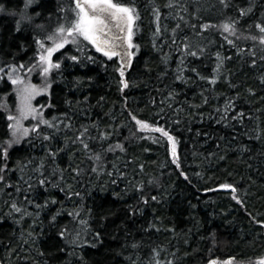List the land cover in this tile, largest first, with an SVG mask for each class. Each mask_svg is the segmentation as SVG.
Listing matches in <instances>:
<instances>
[{"label":"trees","instance_id":"16d2710c","mask_svg":"<svg viewBox=\"0 0 264 264\" xmlns=\"http://www.w3.org/2000/svg\"><path fill=\"white\" fill-rule=\"evenodd\" d=\"M57 2L58 0H44L43 8L33 4L27 10L28 14L42 12V16L36 17L34 21L42 23L46 21L49 11L55 12ZM60 2L63 6L68 0ZM152 2L153 0H138L142 19L139 21L136 41L141 48L127 72L134 87L120 93L116 82L118 74L113 71L111 62L107 70L92 65V70L87 72L93 77L91 81L84 80L83 83L76 84L75 78H83L86 71L79 69L70 70L63 80L58 79L54 85V101L62 110L68 108L65 101L74 102L72 109L77 113L73 118L76 126L95 120L100 122L101 129L105 125L116 127L110 142L125 144L126 151L106 153L104 166L106 171H113L112 165L115 164L126 176L116 174L109 177L104 173L97 176L90 173V162L85 161L81 166L88 174L77 181H72L69 177L68 183L74 185V190L85 193L83 203L92 209L89 220L91 231L85 229L81 232V238L77 241L79 246L75 248L70 244L66 245L58 237L57 230L65 225L74 227L67 211L72 210L80 202L79 199L66 198L58 189H49L47 192L41 190V202L44 198L55 196L62 205L57 203L41 211L39 223L35 225L29 217H25L21 225L15 224L11 217L0 223V259L5 260V264H33V261L35 264H131L129 257L138 259V264H148L153 247L162 248L167 254L176 252V264H206L210 257L224 260L229 256L236 257L237 264H241L249 258L254 261L256 256L264 254V226L251 219V216H256L257 219L264 220V85L259 80L264 75V61L258 59L257 65L253 67L248 62L250 57L238 55L235 48L227 44L223 49L213 47L211 51L220 50L232 57L226 62L224 75L230 72L229 78L236 87L229 88L224 79L217 81L214 91L209 94V103L204 104L200 91L202 87H207L205 82H175L180 95L176 102L168 100L164 84L171 85L173 81L171 76L166 81L158 79L164 65L161 64L160 54L152 48ZM166 2L167 0H154L156 6H162ZM214 2L215 0H192L194 5L202 7L206 17L215 22L219 19V13L209 7ZM256 3L259 4L260 0H256ZM0 4L5 8V11L0 12V61H10L13 54L17 61H27L34 54V28L25 24L20 32L16 31L18 13L23 10L24 0H0ZM168 11L167 8H162L165 15ZM259 15L258 11L257 16ZM163 23L171 28L176 21L167 18ZM210 38L222 42L218 33H212ZM239 43L241 47L251 48L253 42L241 40ZM21 44H28L30 47L21 49L18 47ZM257 49L258 56L264 55V52L259 51V45ZM164 51L167 52L168 48H164ZM172 55L170 67L174 71L178 60L175 53ZM214 60L215 57L210 56L195 66L203 74L211 75ZM186 75L195 79L191 72ZM250 87L256 90L255 95L248 93L247 89ZM3 92L9 93L11 101V85L5 88L0 83V95ZM236 92L240 93L237 109L251 112L253 118L246 117L243 124L237 121H230L228 125L217 123L220 114L216 112V108L222 109L224 97H232ZM219 93H223V96H218ZM124 95L128 97L129 108L139 118H155L157 123L167 124L170 130L174 129L173 134L179 141L178 153L188 180L171 163V157L163 143L156 144L151 139H136L130 135L135 122L131 121L123 107ZM85 96L88 97L87 101L83 99ZM101 96L105 98L103 101L100 100ZM153 98L157 101L155 105L151 102ZM41 101L45 103L47 97H42ZM76 101L81 103L76 104ZM161 101L164 103L161 104ZM169 103H179L183 110L178 115H173L174 108L169 109ZM85 110L88 113L86 116L82 115ZM48 111L51 115L55 110ZM5 120L6 117L0 112V140L6 138L8 131ZM176 120L180 123H175ZM108 130L112 131V128ZM258 135L260 139L256 138ZM125 137L128 139L125 140ZM59 143L63 145L64 137H60ZM244 145L248 151L242 152L241 147ZM29 155H44L39 141L34 149H30L25 141L22 146L12 150L10 169L22 163ZM69 155L71 149L61 157L62 167L66 168L70 163ZM79 158L83 159L82 153ZM139 164L144 165L143 172L138 167ZM28 171V168L24 169L25 174ZM20 175L19 170L8 173L13 183ZM153 178L158 179L159 187L148 185L146 191L161 194L162 190V199L159 202L149 199L146 205L141 202L140 210L133 215L131 209L140 200V194L132 188L129 181L136 183L142 180L147 185L148 180ZM112 180L117 182L113 184ZM221 183L234 184L245 204L241 205L233 200L231 190L220 189L218 185ZM116 193L119 195H115ZM7 199L6 195H0V213L6 214L9 211L4 203ZM58 209H61V215L57 218L58 223L53 226L50 224V216ZM32 210L34 209L30 208ZM149 224L155 227L150 228ZM33 229L38 234L34 238L35 242L27 237V232ZM74 230L80 231L78 227ZM97 232L100 233L98 237L95 235ZM26 238L31 248L25 246L20 252L21 255L28 256V260L18 261L15 255L9 257L8 247L16 248ZM85 239L90 243H84ZM134 241L139 242V250L130 247ZM59 248H65V251L59 252ZM40 250L46 254L44 257L37 255ZM161 258H165V255L162 254Z\"/></svg>","mask_w":264,"mask_h":264},{"label":"snow or ice","instance_id":"6c2138e0","mask_svg":"<svg viewBox=\"0 0 264 264\" xmlns=\"http://www.w3.org/2000/svg\"><path fill=\"white\" fill-rule=\"evenodd\" d=\"M33 4L43 8L44 0H24L23 10L18 13L19 19L16 21L17 32H20L25 24L34 28L33 56L27 61L23 59L17 61L16 55L13 54L10 61H0V83H3L5 88L11 85V92L15 94L14 107L9 104L8 92L0 95V112L6 117L8 130L5 134L6 138L0 140V195L8 197L4 203L9 209L6 214L0 213V223L6 222L9 217L17 225H21L25 217L32 218L33 225L39 223L41 211L57 203L62 205L55 196L44 198L41 202L40 191L58 189L66 198H78L80 201L72 210L67 211V216L72 218L74 227L65 225L57 230L58 237L66 245L70 244L75 248L79 246L77 241L81 238V232L85 229L91 231L89 220L92 209L87 208L83 203L85 193L74 190V185L68 183L69 177L72 181H77L78 178L88 174L81 166L85 161L90 162V173L97 176L104 173L109 177L116 174L125 177L126 173L117 169L115 164L112 165L113 171H106L104 165L106 153H114L117 150L123 153L126 147L119 141L114 144L110 142V137L116 131L113 125H105L101 129L100 122L93 120L76 126L73 118L77 113L72 109L74 102L65 101L68 108L62 110L54 101V85L57 84L58 79L63 80L70 70L79 69L86 71L83 78H75V83L91 81L93 77L87 72L92 70V65L107 70L111 62L113 71L118 74L116 82L120 93L123 94L126 89L134 87V83L127 77V72L133 66V61L141 48L136 41L139 21L142 19L141 9L138 0H68L63 6L58 0L55 12L49 11L46 21L34 23L36 17L42 16V12L29 15L27 10ZM209 7L219 13V19L215 22L206 17L202 7L199 4L194 5L192 0H167L162 6H156L153 0L150 4L154 24L152 48L160 54L161 64L164 65V70L159 73L158 79L166 81L171 76L173 83L164 84L167 99L170 101L176 102L180 95L175 82L183 84L205 82L207 87H202L200 91L204 104L209 103V94L214 91L217 81L224 79L229 88L236 87L229 78L231 73L224 75L226 62L232 57L223 54L220 50L211 51L213 47L223 49L227 44L235 48L238 55L249 56L248 62L253 67L257 65L258 59L264 61V55L258 56L257 49L259 45V51L264 52V0H260L259 4L256 0H215ZM162 8L169 10L167 15L162 12ZM3 11H5L4 5L0 4V12ZM258 11L259 16H257ZM167 18L176 21L173 27L169 28L163 23ZM212 33H218L222 42L211 39ZM241 40L252 41V47H241L239 43ZM69 45L71 47H68ZM18 47L24 49L30 45L21 44ZM164 48H168V51L165 52ZM173 53L178 60L174 71L170 67ZM210 56L215 57L214 67L211 75H206L195 65L203 63ZM187 72L193 73L195 79L186 75ZM34 76H39V83H33ZM259 80L261 85H264V75H261ZM247 91L250 95L256 94L254 88L250 87ZM217 95L223 96V93ZM239 95L240 93L236 92L232 97H224L223 108H216V112L220 114L217 123L223 122L228 125L230 121H237L243 124L246 117L253 118L251 112L246 113L242 109H237ZM37 97H47V101L34 104L33 101ZM83 99L87 101L88 97L85 96ZM104 99L103 96L100 97L101 101ZM151 102L153 105L157 103L154 98ZM160 103L163 104L164 101ZM123 107L131 121L135 122L134 129H130V135L136 139H151L156 144L163 143L171 157V163L179 170V174L188 180V174L182 167L178 153L179 141L173 134L174 129L170 130L167 124L157 123L155 118L152 120L139 118L129 108L127 95L123 96ZM167 107L174 108L173 115H178L183 110L179 103H169ZM48 110L55 111L50 115ZM160 111L162 112L163 108ZM87 114L86 110L82 113L85 116ZM156 115L158 116L159 113ZM25 121H28L27 125ZM175 123L179 124L180 121L176 120ZM109 128H112V131H109ZM142 133L146 135H141ZM157 133L158 136L155 135ZM60 137H64L62 146L59 143ZM256 138L261 137L258 135ZM127 139L128 137H125V140ZM25 141L30 149H34L36 142L39 141V147L44 155L41 157L29 155L22 163L10 169L11 151L17 146H22ZM69 149H71L70 163L65 168L61 166L60 160ZM241 151H248L247 146H242ZM80 153L83 154V159L79 158ZM138 167L143 172L144 165L139 164ZM25 168L29 170L27 174L24 173ZM16 170H19L21 175L13 183L8 173ZM116 182V180L111 181L113 184ZM129 184L140 194V200L132 206L133 215L140 210L141 202L146 205L149 199L156 202L162 199V190L161 194H151L146 191L148 185L159 187L156 178L149 179L147 185L142 180L136 183L129 181ZM218 187L231 190L232 199L241 205L245 204L239 189L234 184L221 183ZM115 195L118 196L119 193ZM30 208L34 210L30 211ZM60 215L61 209H58L50 216V224L54 226L58 223L57 218ZM249 215L251 216V213ZM251 219L256 224L264 226V220L257 219L256 216H251ZM77 227L80 231L74 230ZM149 227L155 225L149 224ZM36 235L38 234L34 229L27 232V237L32 238L33 242ZM95 235L98 237L100 233L97 232ZM213 241L215 242L214 236ZM83 242L90 243L86 239ZM25 246L31 248L27 238L16 248L9 246L8 256L15 255L18 261H27L28 256L21 255L20 252ZM130 247L139 250L140 244L134 241ZM58 251L64 252L65 248H59ZM150 253L148 264H176V252L167 254L166 250L153 247ZM162 254L165 258H161ZM37 255L44 257L46 254L40 250ZM129 260L131 264H138V259L133 260L129 257ZM0 264H5V260L0 259ZM206 264H237V258L229 256L221 260L219 257H210ZM241 264H264V254L256 256L254 261L249 258Z\"/></svg>","mask_w":264,"mask_h":264},{"label":"rangeland","instance_id":"374dc122","mask_svg":"<svg viewBox=\"0 0 264 264\" xmlns=\"http://www.w3.org/2000/svg\"><path fill=\"white\" fill-rule=\"evenodd\" d=\"M39 82H40V78H39V76H34V78H33V83H39ZM41 98H42V97H37V98L33 101V103H34V104H35V103H43V102L41 101ZM14 101H15V94L12 93V100L9 101V104H10L11 106H13V107H14ZM24 123H25V125H27V124H28V121H25Z\"/></svg>","mask_w":264,"mask_h":264}]
</instances>
